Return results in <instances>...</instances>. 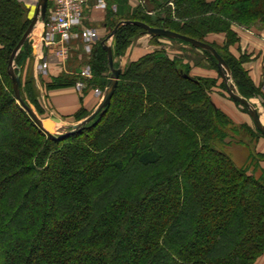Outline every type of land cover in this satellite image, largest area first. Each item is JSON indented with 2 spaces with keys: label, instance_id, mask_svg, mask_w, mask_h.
Instances as JSON below:
<instances>
[{
  "label": "trees",
  "instance_id": "trees-1",
  "mask_svg": "<svg viewBox=\"0 0 264 264\" xmlns=\"http://www.w3.org/2000/svg\"><path fill=\"white\" fill-rule=\"evenodd\" d=\"M149 1L152 15L130 12L128 0H107L112 18L105 27L112 33L135 21L206 43L211 30L236 40L229 20L247 21L255 7L264 17V0ZM30 24L19 0H0V264H254L264 252V177L236 166L222 150L230 132L239 131L229 129L231 120L209 95L215 82L192 77L189 66L155 51L121 71L102 115L53 141L17 103L9 75L10 57ZM137 35L146 32L121 25L113 55ZM104 40L94 48L88 88L109 84ZM212 46L238 93L260 95L244 60ZM31 52L27 40L16 72ZM78 80L59 76L47 86L73 87ZM20 89L29 105L22 76ZM88 115L81 110L75 118Z\"/></svg>",
  "mask_w": 264,
  "mask_h": 264
},
{
  "label": "rangeland",
  "instance_id": "rangeland-1",
  "mask_svg": "<svg viewBox=\"0 0 264 264\" xmlns=\"http://www.w3.org/2000/svg\"><path fill=\"white\" fill-rule=\"evenodd\" d=\"M104 2V5L100 4V0H87V7L84 11V20L82 22V27L85 28H93L96 29L101 38L107 39L109 35L111 34L110 28L111 27H104L103 24L106 22L111 21L112 16L108 12V3L107 0H102ZM19 2L27 9L28 11V18L31 20L35 16V12L38 9L39 6V0H19ZM152 3V2H151ZM149 0H128V7L130 9V12L134 13L136 11H146L147 14L152 15L153 12L151 10L153 9L152 3L151 4ZM170 5H172V11L174 12V2H170ZM255 9L254 15H252V18H250L247 21H241L237 19L229 20V24L231 26V29L236 34L237 38L236 40L233 39V35L229 36L227 32L223 30H211L207 34L205 40L206 43L210 44L211 46H217L218 48L222 50H227V52L231 55H233L236 59L240 60L243 59V65L246 62L251 61V58H249L246 55H242V43L243 37L245 36L246 40L249 42V47H254L257 45L264 44V17L263 12L261 13L259 8ZM112 10L116 12L117 6L113 5ZM49 11V7H48ZM47 11V12H48ZM94 11H99L101 14L96 15ZM260 15H259V14ZM152 17V16H150ZM117 18L113 17V21H117ZM42 24V21H39ZM40 23L37 24L38 27H40ZM37 27V28H38ZM33 34V33H32ZM38 34V32H34L33 35ZM34 37V36H33ZM148 39V40H145ZM159 38V37H158ZM157 37H151L146 35H137L135 36L132 43L128 46V48L125 50L124 53L114 56V67L117 69L125 70L131 63L138 61L140 58L151 54L155 51L165 50L170 57H176L179 61H181V64H183L186 67H190V75L193 73V71L196 69V75L194 78L199 79H207L212 80L215 82V86L210 90L209 95L210 97H214L216 100H220L224 107V110L228 113L224 112L229 119L231 120L230 128L229 129H235L238 130V134H232L230 132L229 138H227V143L224 144L222 147V150L226 152L233 162L238 167H245L248 169L250 174H253L255 177L260 178L264 177V136H260L256 132V128L253 124V121L247 112V110L237 103H235L227 90V85L225 84L223 78L219 74L218 70L212 66L211 61L207 58V56L203 53V50L195 48L193 46H189L184 43H180L178 41L169 40L166 38H159ZM144 41V42H142ZM28 42L29 39H28ZM141 42L143 45H141ZM72 47L76 46L78 52L77 54L73 55L74 59H78V63L81 66V71L85 70L87 68H90V78L86 79H92L93 77V68L91 65V59L93 55V51L96 45L93 46V48L90 51H87L86 45L81 40L72 41ZM114 43V37H112L108 41V45L113 47ZM135 48L141 49L143 48L144 54L141 55V57H138L136 60H132V57L129 53H131L132 50ZM43 53L36 54L35 58L37 61L36 64V71L39 74V80L41 87L43 90L48 89V84L53 82L52 77L50 76V71H39L37 69V65L40 60H42L43 57L47 56L50 60V64L57 65L59 63V59L56 55V53L53 51V49L50 47H44ZM225 53V51H224ZM238 54L240 56H238ZM33 54L31 52L30 55L27 56L25 59V67L22 70V87H23V93L24 96L27 98V102L29 105L35 110V112L39 115V117L42 120H48L49 117H47L48 112V106L49 103L47 101V96L44 95V92H42L39 87H37V83L35 79L33 78V70L35 69L32 66V62H34ZM72 58V55L70 57V53L68 55L67 60L62 62V64H66L69 59ZM55 60V61H54ZM242 65V66H243ZM68 66V65H67ZM74 67V66H73ZM108 74V73H107ZM109 75V74H108ZM111 76V71H110ZM35 81L34 84H31L29 86L26 85V82L29 80ZM85 79V78H84ZM263 80H264V66H263ZM232 82L235 85L233 78ZM236 87V86H235ZM67 88V87H64ZM94 92L96 93L97 90L103 92L102 96L104 95L105 89L101 87L92 88ZM237 89V87H236ZM97 95V93H96ZM99 98L101 96L97 95ZM259 95H253L250 100L254 106L258 109L261 119L264 124V107L262 106L261 102L257 100ZM259 98H262L259 97ZM37 99V102L35 101ZM102 99V97H101ZM40 108V109H37ZM37 110H41V113L39 114ZM221 110V109H220ZM223 111V110H222ZM14 117V116H13ZM53 123V124H52ZM249 126L254 133L253 135H250L249 133H246L244 129ZM68 125H63V123H56L55 121L51 122V131H53L57 135L64 134L66 131L69 130ZM256 129V130H255ZM28 211L25 213H29V211L33 210L34 205L33 202H31L28 206ZM254 264H264V252L263 254L254 262Z\"/></svg>",
  "mask_w": 264,
  "mask_h": 264
},
{
  "label": "water",
  "instance_id": "water-1",
  "mask_svg": "<svg viewBox=\"0 0 264 264\" xmlns=\"http://www.w3.org/2000/svg\"><path fill=\"white\" fill-rule=\"evenodd\" d=\"M48 5H49V0H39V6L37 11L35 12V16L31 19V24L28 27L26 33L24 34L23 38L15 48L14 52L12 53L9 61V75L12 79V84H13V90L15 94V98L17 103L20 105V107L29 115V117L32 119V121L35 123V125L40 128L51 140L53 141H59L63 140L67 137H70L76 133H79L83 130V128L89 124L97 115H102L104 111L106 110L107 107H109L111 103V99L115 93V90L118 86L119 78L121 75V69H117L114 67V55H113V49L110 45H108V41L114 37L116 34L118 28L121 25H134L141 27L145 30L146 34L151 37H163L166 39H171V40H181L184 41L191 46L201 49L203 51H206L210 53L217 61L218 63V72L223 78L225 84L227 85V90L228 93L234 101L240 103L242 106L247 108L248 113L253 121V124L257 131H259L263 136H264V124L261 119V115L258 111V109L254 106V104L242 97L235 85L232 82V74L231 70L227 64V62L223 59V57L217 52V50L211 46L208 43L198 41L196 39L190 38L183 36L179 33L167 30V29H160V28H153L150 27L144 23L141 22H135V21H124L121 22L119 25L115 27V29L112 31V33L109 35L107 39L102 41V46L105 48V50L108 53V62H109V67L111 70V76H110V81L108 86L105 89L103 98L97 107V109L92 112L88 117H86L84 120L80 121L76 125L70 126L69 130L66 131L64 134L57 135L53 131H51V121H55L56 123H60L59 119L52 118L50 120H42L39 115L35 112V110L28 105L21 97V76L22 73L16 72L15 70V64L14 60L20 50L22 49L23 45L26 43V41L29 39V37L32 35L35 27L39 23V21H44L47 17V11H48Z\"/></svg>",
  "mask_w": 264,
  "mask_h": 264
},
{
  "label": "crops",
  "instance_id": "crops-1",
  "mask_svg": "<svg viewBox=\"0 0 264 264\" xmlns=\"http://www.w3.org/2000/svg\"><path fill=\"white\" fill-rule=\"evenodd\" d=\"M95 14L98 16L101 13L99 11H94ZM40 23V22H39ZM105 27V23L103 24ZM36 26L34 32H38L36 35H31L29 37L30 45L32 47V54L34 62H32V66L35 68L33 70V78L35 79L37 83V87L44 92V95L47 96V101L49 103L48 106V112L47 117H49L48 120L51 121L52 118L59 119L60 123H63V125H68L69 127L72 125H76L79 122L76 120L75 116L82 110L87 114H91L94 112L97 107L99 106L102 99H100L94 90L92 88H88L84 82V78L80 76L81 72V66L78 63V52L77 47L73 46L72 50L70 52V57L72 55V58L67 61V63L64 65L62 62L59 61L57 65L51 64L50 67V76L52 79L57 78L59 76H73L77 77L79 80L76 84V86L73 87H67V88H60V89H54V90H43L41 87L39 80V74L36 71V54L43 53V47H42V32H43V25L40 23V27ZM34 36V37H33ZM242 43V55H246L249 58H251V61L246 62L243 67L248 72L249 76L251 77L255 87L259 89L260 95L262 98H257L258 101H262L261 104L264 107V80H263V66H264V44L257 45L254 47H249V42L246 40L245 36L243 37ZM145 40H148L145 38ZM144 42V41H142ZM141 42V45L143 43ZM144 49H138L135 48L134 50L129 53L132 57V60H136L138 57H141L143 55ZM77 54V57L74 59L73 55ZM238 56H240L238 54ZM55 61V60H54ZM68 65V66H67ZM74 66V67H73ZM196 75V69L191 73L192 77H195ZM86 79V78H85ZM82 84L83 87L81 89L78 88V85ZM212 101L215 103V105L223 110V112L228 113L224 110L222 102L220 100H216L214 97H211ZM88 115V116H89ZM87 116V117H88ZM53 122V121H51ZM53 124V123H52Z\"/></svg>",
  "mask_w": 264,
  "mask_h": 264
},
{
  "label": "built area",
  "instance_id": "built-area-1",
  "mask_svg": "<svg viewBox=\"0 0 264 264\" xmlns=\"http://www.w3.org/2000/svg\"><path fill=\"white\" fill-rule=\"evenodd\" d=\"M99 3L104 5L102 0ZM48 7L47 17L42 22V47H51L60 62L67 60L72 50V41L81 40L86 45L87 51L101 41L96 29L81 26L87 0H49ZM50 67L47 56L43 57L37 65V69L41 72L50 71ZM90 74V68L80 72L82 78H90ZM82 87V84L78 85L79 89ZM96 93L103 98V92L97 90Z\"/></svg>",
  "mask_w": 264,
  "mask_h": 264
},
{
  "label": "bare ground",
  "instance_id": "bare-ground-1",
  "mask_svg": "<svg viewBox=\"0 0 264 264\" xmlns=\"http://www.w3.org/2000/svg\"><path fill=\"white\" fill-rule=\"evenodd\" d=\"M263 122V121H262Z\"/></svg>",
  "mask_w": 264,
  "mask_h": 264
}]
</instances>
